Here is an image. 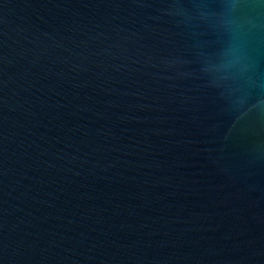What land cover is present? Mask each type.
<instances>
[{
    "label": "water",
    "instance_id": "water-1",
    "mask_svg": "<svg viewBox=\"0 0 264 264\" xmlns=\"http://www.w3.org/2000/svg\"><path fill=\"white\" fill-rule=\"evenodd\" d=\"M0 264H264V0H0Z\"/></svg>",
    "mask_w": 264,
    "mask_h": 264
}]
</instances>
